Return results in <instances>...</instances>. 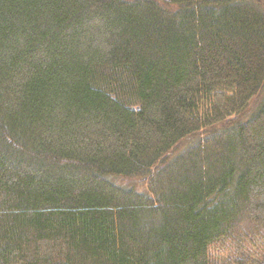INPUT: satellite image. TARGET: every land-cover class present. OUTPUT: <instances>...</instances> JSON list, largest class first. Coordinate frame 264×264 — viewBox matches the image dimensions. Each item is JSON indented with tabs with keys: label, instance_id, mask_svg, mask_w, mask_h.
Returning a JSON list of instances; mask_svg holds the SVG:
<instances>
[{
	"label": "trees",
	"instance_id": "1",
	"mask_svg": "<svg viewBox=\"0 0 264 264\" xmlns=\"http://www.w3.org/2000/svg\"><path fill=\"white\" fill-rule=\"evenodd\" d=\"M0 264H264V0H0Z\"/></svg>",
	"mask_w": 264,
	"mask_h": 264
},
{
	"label": "rangeland",
	"instance_id": "2",
	"mask_svg": "<svg viewBox=\"0 0 264 264\" xmlns=\"http://www.w3.org/2000/svg\"><path fill=\"white\" fill-rule=\"evenodd\" d=\"M260 101V96L259 97H256L253 101H252V104L250 106V109L246 112L245 116L249 115L256 107V105L258 104V102ZM118 182L116 183H120L121 185H124L126 187H133L135 189H142V186H143V182H142V179L140 178H122L120 180H117ZM212 253L214 255H219L220 253L219 252H216L214 250H212ZM220 258V257H218ZM214 260V259H213Z\"/></svg>",
	"mask_w": 264,
	"mask_h": 264
}]
</instances>
